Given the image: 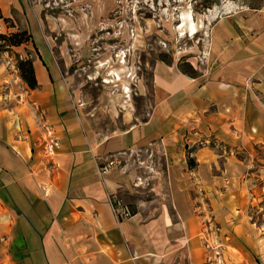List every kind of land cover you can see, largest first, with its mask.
I'll use <instances>...</instances> for the list:
<instances>
[{
    "label": "crops",
    "instance_id": "0c3cea01",
    "mask_svg": "<svg viewBox=\"0 0 264 264\" xmlns=\"http://www.w3.org/2000/svg\"><path fill=\"white\" fill-rule=\"evenodd\" d=\"M22 5L0 0L3 12ZM35 29L36 40L13 48H32L38 86L0 68L4 263L264 264V164L237 156L264 149V9L218 17L208 38L215 63L196 77L156 61L146 118L103 138L85 130L50 40ZM140 149L166 156L169 200L118 221L106 194L130 188L134 175L116 165L100 174L93 157L118 162Z\"/></svg>",
    "mask_w": 264,
    "mask_h": 264
},
{
    "label": "rangeland",
    "instance_id": "374dc122",
    "mask_svg": "<svg viewBox=\"0 0 264 264\" xmlns=\"http://www.w3.org/2000/svg\"><path fill=\"white\" fill-rule=\"evenodd\" d=\"M258 9H264V0H219L205 10L200 0H23L22 10L3 12L0 7V33L26 29L36 40L38 27L48 37L85 130L103 138L146 118L156 61H186L196 75L202 74L215 63L208 40L214 21L226 13ZM15 50L0 49L4 71H13L19 55L33 53L32 48ZM237 156L251 159L254 166L264 164L261 147L252 157L243 150ZM167 163L159 151L122 153L116 166L134 178L118 196L127 205L142 203L147 211L168 202ZM7 226L0 211V264L6 259Z\"/></svg>",
    "mask_w": 264,
    "mask_h": 264
},
{
    "label": "trees",
    "instance_id": "16d2710c",
    "mask_svg": "<svg viewBox=\"0 0 264 264\" xmlns=\"http://www.w3.org/2000/svg\"><path fill=\"white\" fill-rule=\"evenodd\" d=\"M218 1L219 0H200V5L202 6V10H205L207 8H211V6ZM30 39L31 35L26 29L16 28V30L10 31L9 33H0V49H10L12 47L20 46L30 41ZM159 60L163 61L166 64H172L171 59L162 57ZM15 67L18 71L19 78L24 83H26L29 88L34 89L38 86L34 66L29 54H27L26 56L19 55L18 58H16ZM177 68L180 72L190 77L197 76L195 69L190 65V63L186 61L180 60L177 63ZM188 163L191 165V159H188ZM128 207L131 211V214L136 212L135 205L130 204L128 205Z\"/></svg>",
    "mask_w": 264,
    "mask_h": 264
},
{
    "label": "built area",
    "instance_id": "2783aa9c",
    "mask_svg": "<svg viewBox=\"0 0 264 264\" xmlns=\"http://www.w3.org/2000/svg\"><path fill=\"white\" fill-rule=\"evenodd\" d=\"M55 146H57V142L55 140H50L47 143V146L44 149L45 158H49L48 153ZM93 158L94 161L96 162L97 170L100 174L107 172L109 169H111L117 164V160L116 158H114V156H105V157L94 156ZM55 167L56 164L51 160H48L46 164L47 170L51 172ZM43 194L44 195L46 194L45 189H43ZM106 196L110 208L118 221L131 217L132 214L128 205L125 204L124 201L117 194L107 193Z\"/></svg>",
    "mask_w": 264,
    "mask_h": 264
},
{
    "label": "bare ground",
    "instance_id": "6f19581e",
    "mask_svg": "<svg viewBox=\"0 0 264 264\" xmlns=\"http://www.w3.org/2000/svg\"><path fill=\"white\" fill-rule=\"evenodd\" d=\"M194 21V20H193ZM190 30L193 32L194 31V27L190 28Z\"/></svg>",
    "mask_w": 264,
    "mask_h": 264
}]
</instances>
